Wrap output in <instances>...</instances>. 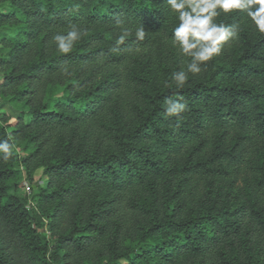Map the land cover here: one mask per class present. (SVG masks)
Wrapping results in <instances>:
<instances>
[{"label":"trees","instance_id":"trees-1","mask_svg":"<svg viewBox=\"0 0 264 264\" xmlns=\"http://www.w3.org/2000/svg\"><path fill=\"white\" fill-rule=\"evenodd\" d=\"M214 22L236 35L177 89L166 0H0V98L25 108L0 118V264H264V34ZM21 167L47 176L36 206Z\"/></svg>","mask_w":264,"mask_h":264},{"label":"clouds","instance_id":"clouds-1","mask_svg":"<svg viewBox=\"0 0 264 264\" xmlns=\"http://www.w3.org/2000/svg\"><path fill=\"white\" fill-rule=\"evenodd\" d=\"M170 11L177 14L178 25L173 29V45L184 57H190L185 68L171 73V80L180 89L188 81V74L201 72V65L219 55L222 45L236 35L235 26H226L214 22V18L221 12L228 14L234 10H243L247 13L256 30L264 34V0H166ZM258 5V7H256ZM121 24L120 20L116 21ZM136 38H145L143 26L136 30ZM82 32L75 25L64 33H57L52 37L56 49L61 54L69 53L75 42L81 39ZM126 35H120L116 44H123ZM186 69V70H185ZM165 86H169L165 82ZM184 97L179 92L175 97H167L163 105V115L179 117L186 110ZM8 139L0 140V153L7 160L13 151V145Z\"/></svg>","mask_w":264,"mask_h":264},{"label":"rangeland","instance_id":"rangeland-1","mask_svg":"<svg viewBox=\"0 0 264 264\" xmlns=\"http://www.w3.org/2000/svg\"><path fill=\"white\" fill-rule=\"evenodd\" d=\"M3 80V73L0 70V81ZM25 110L21 106L15 107L13 104H11L7 99L0 98V118L5 113L8 114L12 118L10 122L18 118V116L21 114V112ZM22 169V176L19 180V183L21 185L20 192L27 195L29 197V202L33 206L37 205V194H39L40 191H42L43 188H46L47 186V176L45 175V171L43 168H37L32 176H29L27 174V171L21 167ZM245 174L244 172H241L236 175L235 180V186H241L243 185V178Z\"/></svg>","mask_w":264,"mask_h":264}]
</instances>
